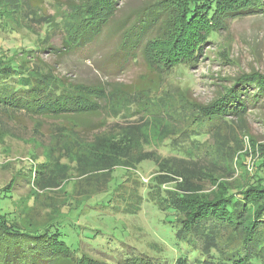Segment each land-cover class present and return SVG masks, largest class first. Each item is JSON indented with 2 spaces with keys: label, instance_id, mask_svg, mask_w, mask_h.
Wrapping results in <instances>:
<instances>
[{
  "label": "rangeland",
  "instance_id": "obj_1",
  "mask_svg": "<svg viewBox=\"0 0 264 264\" xmlns=\"http://www.w3.org/2000/svg\"><path fill=\"white\" fill-rule=\"evenodd\" d=\"M145 1L119 0L118 11L98 36L64 53L62 44H68L82 25V0H17L13 11L9 2L0 0V49L13 52L40 46L43 52L36 54L40 61L53 65L54 73L67 81L98 83L109 91H125L126 87L134 91L130 95L120 91L103 99V124L86 140L73 132L77 129L70 120H42L39 127L25 120L19 128L22 137L5 144L0 134V193L9 191V222L15 217L16 222L34 229L44 225L42 230L58 232L76 255L85 253L97 259L102 255L105 260L136 251L172 264L176 257L190 253L188 245L176 237L173 210H160L158 192L149 188L158 168L151 161L136 166L119 163L105 177L97 148L103 151L112 141L122 142L129 147L127 159L131 162L152 149L157 162L164 163L163 159L175 153L162 145L195 121V110L218 101L223 88L242 74L257 73L264 78V16L232 21L227 31L204 46L194 66L175 64L152 70L141 55V45L129 50L118 66L119 57L114 53L120 51L121 29ZM52 47L59 49L57 56ZM148 49V61L161 67L163 62L171 64L166 42L151 44ZM14 59L32 62L26 54ZM207 121L192 126L194 132H200V141L208 140L210 130L221 125L219 118ZM244 128L243 162L233 156L234 185L241 174L252 177L264 156V96L256 108L247 111ZM35 129L40 132L36 137ZM221 129L222 136L227 129ZM61 150L67 151L66 167L59 164ZM43 159L42 181L48 182V176L62 180L58 188L45 192L28 182V170L37 168ZM161 165L176 169L170 161ZM162 189L173 191L167 184Z\"/></svg>",
  "mask_w": 264,
  "mask_h": 264
},
{
  "label": "trees",
  "instance_id": "obj_2",
  "mask_svg": "<svg viewBox=\"0 0 264 264\" xmlns=\"http://www.w3.org/2000/svg\"><path fill=\"white\" fill-rule=\"evenodd\" d=\"M118 1L82 0V25L68 44H62L61 51L73 52L98 36L118 11ZM5 2H9L12 11L17 5V0ZM254 16H264V0H147L127 17L129 25L121 29L120 51L114 53L119 57L117 65L126 60L129 50L141 45V55L152 70L168 69L175 64L194 66L204 46L227 31L232 21ZM165 42L170 47L167 59L171 64L163 62L161 67L160 63L148 61L151 44ZM52 51L57 56L59 49L52 47ZM40 52V46L13 52L0 49L1 143L22 137L21 122L28 120L39 127L47 119L65 123L70 120L77 129L73 132L86 140L103 124V99L122 90L109 91L98 83L67 81L54 73L53 65L40 61L36 55ZM21 54L32 61L27 63L29 66L14 59ZM129 88L122 91L123 95L134 92ZM263 96L264 78L257 73L232 79L218 101L199 107L194 111L196 119L192 124L162 143L163 148L175 153L163 159L164 163L157 162L152 149L131 162L127 159L129 147L122 142L112 141L103 151L97 148L102 159L100 169L107 172L105 177L119 163L136 166L151 161L158 168L149 180V188L158 192V198L155 197L163 206L160 210H173L178 226L176 237L188 245L190 253L176 257L172 264H264V156L256 163L254 175L247 177L243 172L238 185H234L232 164L235 155L236 161L243 162L241 135L246 114L258 106ZM212 118L221 119V125L208 131V140L200 141V132L193 131V124L196 128ZM222 127L227 132L221 136ZM35 130L36 137L40 132ZM66 157L67 151L63 150L59 158L62 167L68 163ZM167 161L175 163L176 169L162 167ZM36 165L37 168L28 170V182L43 192L58 188L61 177L48 176V182L42 181L44 159ZM165 184L172 185L173 191L162 189ZM1 191L0 264H166L164 259L159 262L147 255H137L136 251L105 260H101L102 255L101 259L85 253L76 255L65 246L58 232L48 234L42 230L44 225L34 229L30 224L19 223L20 220L16 222L15 217L9 222V191Z\"/></svg>",
  "mask_w": 264,
  "mask_h": 264
}]
</instances>
